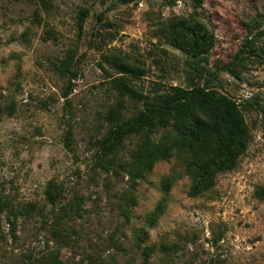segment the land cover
Returning <instances> with one entry per match:
<instances>
[{
    "label": "rangeland",
    "instance_id": "obj_1",
    "mask_svg": "<svg viewBox=\"0 0 264 264\" xmlns=\"http://www.w3.org/2000/svg\"><path fill=\"white\" fill-rule=\"evenodd\" d=\"M262 1L0 0V264H264V203L253 195L264 186ZM175 18L210 33L202 58L169 42ZM112 57L136 68L128 78L142 94L209 85L241 104L249 138L234 169L196 197L175 157L131 184L121 167L131 142L114 156L97 147L117 97ZM125 106V116L139 107ZM48 184L61 190L57 205ZM69 202L79 216L57 220ZM160 202L138 246L134 232Z\"/></svg>",
    "mask_w": 264,
    "mask_h": 264
},
{
    "label": "trees",
    "instance_id": "obj_2",
    "mask_svg": "<svg viewBox=\"0 0 264 264\" xmlns=\"http://www.w3.org/2000/svg\"><path fill=\"white\" fill-rule=\"evenodd\" d=\"M132 1L137 0H118L122 4ZM201 1L195 0L198 6ZM38 2L43 9L50 5V0ZM256 16L264 23V0ZM191 22L178 18L170 21L166 27L167 37L190 59L198 60L209 51L212 39L199 23ZM81 24L79 22V28ZM53 36L49 29L44 38ZM70 60V56L66 57L60 69L68 70ZM106 62L119 75L110 82L117 97L106 113L111 126L97 141V147L104 156H114L125 143L131 142L127 159L121 165L131 184L151 172L156 163L175 157L183 164L189 179L186 195L196 197L210 188L215 175L234 169L249 138L248 126L239 109L241 104L209 85H170L165 90L142 94L128 78L134 74V66L118 57L107 58ZM66 96L65 92L63 97ZM126 99L139 105L127 116L124 115ZM43 195L46 202L54 206L60 200L61 190L55 184H48ZM253 195L264 203V186L255 187ZM161 203L148 214L143 227L134 232L138 246H141L143 231L162 212ZM79 210L77 205L69 202L61 206L54 217L61 221L72 213L79 216ZM28 214L27 209L18 213L20 216ZM150 251L151 247H144L142 253L148 256Z\"/></svg>",
    "mask_w": 264,
    "mask_h": 264
}]
</instances>
